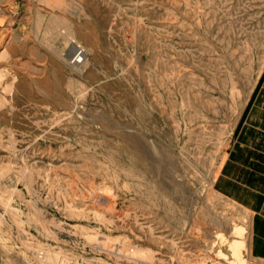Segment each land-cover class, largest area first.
I'll list each match as a JSON object with an SVG mask.
<instances>
[{
  "label": "rangeland",
  "instance_id": "obj_1",
  "mask_svg": "<svg viewBox=\"0 0 264 264\" xmlns=\"http://www.w3.org/2000/svg\"><path fill=\"white\" fill-rule=\"evenodd\" d=\"M0 53V264H264V0H0Z\"/></svg>",
  "mask_w": 264,
  "mask_h": 264
},
{
  "label": "bare ground",
  "instance_id": "obj_2",
  "mask_svg": "<svg viewBox=\"0 0 264 264\" xmlns=\"http://www.w3.org/2000/svg\"><path fill=\"white\" fill-rule=\"evenodd\" d=\"M76 8H78V7H76ZM53 22L54 23L59 22L60 24L66 26L65 22H63L62 20L59 21V19H57V18H53ZM50 24H52V22ZM65 28H66V32H62L60 34H57L56 32H54V34H53L52 30L50 29L52 34L51 33L47 34V41L49 43V46L51 48L58 46L63 50L66 49L67 51H69L71 54H74V55L77 52L81 53V52H79L77 46L74 43L75 41L71 36L69 28H67V26ZM55 34H57V35H55ZM56 52H57V50H56ZM64 53H62V54H64ZM66 54H68V52L65 53L64 55H66ZM0 55H1V53H0ZM6 56H7V54L4 53L2 58L6 57ZM4 103H5L4 99L0 97V105H2ZM18 174H19L18 171H14V170L9 171V175L18 176ZM5 207H6V209H8L7 211H9L10 215L12 216V219H14V221H16V217H15L14 213L11 210H9L10 208H8L7 205ZM5 207H3V208H5ZM22 238H23V235H22ZM22 238H20V239H22ZM104 246H105V249L108 250L109 252L114 253V254H119V255L121 254V256L123 255V256H125L124 258H128L129 260H138V259L139 260L141 259L143 261L151 260V254L149 251L129 246V244L127 245L125 243H122V240H120V239L106 238L104 240ZM37 255L40 259H42L45 262V264H56L59 261L58 257L60 256V255L56 254L58 256L57 257L55 254L50 253L49 251H45V250L37 252ZM60 261H61V259H60ZM60 263H62V262H60ZM63 263L65 264V260Z\"/></svg>",
  "mask_w": 264,
  "mask_h": 264
}]
</instances>
